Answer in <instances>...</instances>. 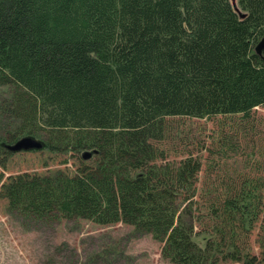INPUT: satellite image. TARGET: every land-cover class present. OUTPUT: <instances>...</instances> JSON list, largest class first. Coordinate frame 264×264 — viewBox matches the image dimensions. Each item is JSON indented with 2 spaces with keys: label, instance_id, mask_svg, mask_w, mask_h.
I'll list each match as a JSON object with an SVG mask.
<instances>
[{
  "label": "trees",
  "instance_id": "16d2710c",
  "mask_svg": "<svg viewBox=\"0 0 264 264\" xmlns=\"http://www.w3.org/2000/svg\"><path fill=\"white\" fill-rule=\"evenodd\" d=\"M263 35L264 0H0V86H12L0 166L22 135L91 151L70 173L0 171V197L37 219L129 224L177 264H252L260 221L264 239ZM212 116L199 181L203 156L170 159L159 143L172 118ZM233 153L244 170L213 173Z\"/></svg>",
  "mask_w": 264,
  "mask_h": 264
},
{
  "label": "rangeland",
  "instance_id": "374dc122",
  "mask_svg": "<svg viewBox=\"0 0 264 264\" xmlns=\"http://www.w3.org/2000/svg\"><path fill=\"white\" fill-rule=\"evenodd\" d=\"M11 89L12 86L9 85L0 86V134L4 133L2 127L10 122L7 115H2L1 105L9 98ZM254 115L257 118L256 134L262 138L256 140L260 145L264 143L261 133V130L264 131V107H256ZM219 118H172L166 138L159 143L166 149L170 159L179 158V154L185 149L203 156L199 181L204 178L206 169L207 152L203 147L211 145V138L218 133ZM36 138L42 141L40 137ZM262 149L263 156L259 157L261 164L257 169L261 175L264 174V147ZM85 151L91 152L86 148L74 153L50 150L47 147L12 152L6 157L5 167L0 166V171L4 177L21 172L70 173L81 160H87L82 157ZM243 159L242 155L235 153L219 159L223 165H215L213 173L219 167L230 171L244 170ZM260 224L261 221L249 240V254L254 256L252 264H264V239ZM195 227L199 231L198 223H195ZM202 234L200 232L198 237ZM161 246L162 243L150 233L135 230L131 225L120 221L98 224L82 218L37 219L12 211L8 208L6 199L0 197V264H177L162 255ZM217 264L244 263L241 259L219 261Z\"/></svg>",
  "mask_w": 264,
  "mask_h": 264
},
{
  "label": "water",
  "instance_id": "95a60500",
  "mask_svg": "<svg viewBox=\"0 0 264 264\" xmlns=\"http://www.w3.org/2000/svg\"><path fill=\"white\" fill-rule=\"evenodd\" d=\"M240 16L243 14L240 13ZM264 50V35L257 41V43L254 46V51L258 54L261 53V51ZM5 148L10 152H17L22 150H32V149H40L43 146L42 141H40L38 138L32 136V135H23L19 138H17L14 142L11 143H5ZM91 152L85 151L82 154V157L88 158L90 157Z\"/></svg>",
  "mask_w": 264,
  "mask_h": 264
}]
</instances>
